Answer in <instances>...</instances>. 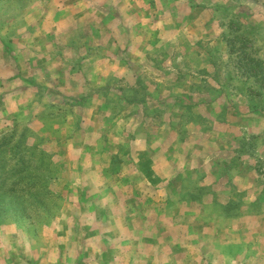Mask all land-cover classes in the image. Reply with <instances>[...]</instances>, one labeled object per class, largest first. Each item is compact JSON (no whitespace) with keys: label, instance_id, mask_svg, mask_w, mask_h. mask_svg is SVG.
Listing matches in <instances>:
<instances>
[{"label":"rangeland","instance_id":"rangeland-1","mask_svg":"<svg viewBox=\"0 0 264 264\" xmlns=\"http://www.w3.org/2000/svg\"><path fill=\"white\" fill-rule=\"evenodd\" d=\"M0 264H264V0H0Z\"/></svg>","mask_w":264,"mask_h":264}]
</instances>
